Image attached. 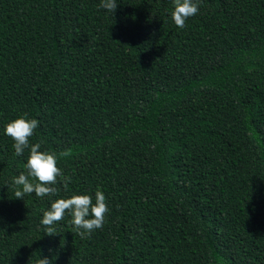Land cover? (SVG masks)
<instances>
[{
	"label": "trees",
	"instance_id": "trees-1",
	"mask_svg": "<svg viewBox=\"0 0 264 264\" xmlns=\"http://www.w3.org/2000/svg\"><path fill=\"white\" fill-rule=\"evenodd\" d=\"M0 0V264H264V0ZM71 177L14 196L30 149ZM70 149V155L59 154ZM109 212L81 239L52 201L95 192Z\"/></svg>",
	"mask_w": 264,
	"mask_h": 264
},
{
	"label": "clouds",
	"instance_id": "clouds-1",
	"mask_svg": "<svg viewBox=\"0 0 264 264\" xmlns=\"http://www.w3.org/2000/svg\"><path fill=\"white\" fill-rule=\"evenodd\" d=\"M201 0H173V9L170 13L171 19L179 28L186 27V21L198 14ZM99 8L114 15L117 9V0H100ZM39 121L35 118L28 119L27 114L9 121L5 125V134L14 141V154L22 156L25 149H30L26 172H21L13 177L12 184L16 186L14 196L23 199L26 194H33L39 198L45 196H56L62 184L67 190L71 177L66 176L57 164V154L41 151V144L30 145V137L37 129ZM71 150H65L59 155L61 157L70 155ZM109 212L105 194L97 189L95 192V203L92 196L88 194H73L68 198H59L52 201L50 209L43 212L40 223L45 227V233L54 235L57 233L54 225L62 221L65 214L71 215L70 223L75 229L76 235L81 239L90 237L96 229L102 228L105 216ZM37 264H51L47 257L40 258Z\"/></svg>",
	"mask_w": 264,
	"mask_h": 264
}]
</instances>
